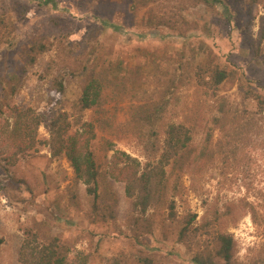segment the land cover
<instances>
[{"label":"rangeland","instance_id":"obj_1","mask_svg":"<svg viewBox=\"0 0 264 264\" xmlns=\"http://www.w3.org/2000/svg\"><path fill=\"white\" fill-rule=\"evenodd\" d=\"M228 7L230 23L223 7L208 10L190 0H0V18L5 22L0 25V73H17L23 82L10 106L22 113L42 112L48 106L50 80L64 79L63 111L77 125L73 132L80 131V122L94 126L99 204L105 209L103 216L93 215L86 186L64 155L53 156L45 127L37 130L32 149L20 153L13 148L6 136L15 113L7 112L0 120V238L4 241L0 264H22L25 231L36 221L69 249L65 264H111L134 251L150 254L153 264H193L194 253L216 233L233 236L240 260L257 256L264 244L261 153L253 152L250 167L225 176L219 170L198 172L191 167L178 177L166 167L164 198L152 203L143 216L152 222L149 230L143 228L145 221H138L141 209L126 197L124 183L112 174L116 163L121 167L118 159L124 160L123 154L141 164L152 158L150 143L140 142L134 130L154 140L163 135L166 124L182 121L187 114L200 113L202 125L215 114L203 89L191 79L205 60L201 44L219 66L237 73L219 95L240 104L239 77L244 88L253 86L264 94V70L253 58V45L263 27L264 0L249 16L245 2H231ZM179 18L187 26L176 24ZM208 25L215 29L214 36L207 32ZM39 43L50 51L28 67L23 62L25 51ZM91 52L100 65H123L111 67L114 78L104 90L105 111L99 115L79 111L84 80L67 76V68L77 67L81 55ZM154 104L166 106L164 121L129 130L134 110ZM201 139L199 129L195 142ZM187 223L188 233L180 241L179 231Z\"/></svg>","mask_w":264,"mask_h":264},{"label":"trees","instance_id":"obj_2","mask_svg":"<svg viewBox=\"0 0 264 264\" xmlns=\"http://www.w3.org/2000/svg\"><path fill=\"white\" fill-rule=\"evenodd\" d=\"M260 0H190L194 6L201 5L208 10L223 7L226 21L231 22V13L228 4L242 2L247 4L248 16ZM1 17V16H0ZM260 39L253 45V58L264 70V17ZM0 18V25L4 24ZM176 24L187 26L186 21L176 19ZM107 24V23H106ZM160 24L164 26L165 23ZM209 34L214 36L215 29L208 25ZM201 54L205 58L203 64L197 67L191 77L197 82L198 88L211 101V107L215 114L211 115L202 125L203 117L200 113L185 115L182 121L165 125V131L159 138L146 136L140 130L132 132L140 142L150 143L152 158L144 164L129 155L124 160L115 164L116 180L124 183L126 197L132 206L139 207L140 217L138 221H145L144 230L152 226L150 219H143L148 207L155 202L163 200L167 185L166 167L180 177L184 170L194 167L199 172L218 171L225 176L228 172H238L250 167L253 152H259L264 157V94L253 86L244 88L242 80L237 87L240 96V104L232 101L230 97L219 95L221 87L234 80L235 71L228 67H221L216 63L214 55L208 47L201 44ZM50 49L43 43L34 44L25 51L23 62L32 67L37 64L40 55L49 52ZM81 55L77 67H69L67 76L84 80L81 97L78 101L79 111L94 112L97 115L105 111L104 90L112 81L115 73L111 67H123L122 63H110L107 66L100 65L99 58L94 52ZM83 56V57H82ZM114 78V77H113ZM64 79L54 76L47 88L48 106L39 113L20 112L10 106V101L19 93L22 87L20 75L12 72L7 76L0 73V120L7 112L15 113L14 124L8 133L7 141L20 153L28 151L35 146V137L40 126L45 127L49 140L48 144L53 156L64 155L71 163L78 180L86 186V191L91 197V209L93 215L99 213L102 216L105 209H101L99 201L100 172L92 149L95 139L93 124L80 122V131L73 132L75 124L70 120L64 110L63 97L65 95ZM5 82V83H4ZM8 94V96H7ZM10 100V101H9ZM9 101V102H8ZM166 111L165 105H144L137 107L132 115V121L127 124L129 130L138 126H153L163 122ZM108 123V121H106ZM202 126H204L202 128ZM82 129V130H81ZM201 129L202 139L195 142V136ZM3 134L0 137H2ZM132 136V135H131ZM153 141V142H151ZM117 165V166H116ZM173 205L168 206L173 217ZM112 219V212L109 211ZM147 224V225H146ZM189 229L187 223L180 231V241H184ZM25 246L22 249V264H65L66 249L60 238L46 231L43 222L36 221L34 225L25 231ZM4 241L0 238V248ZM236 243L232 235L216 233L210 237L209 242L194 253L191 261L193 264H264V244L257 256H252L245 261L237 257ZM76 264H84L83 261ZM111 264H153L150 254L142 251H134L129 258L116 257Z\"/></svg>","mask_w":264,"mask_h":264}]
</instances>
